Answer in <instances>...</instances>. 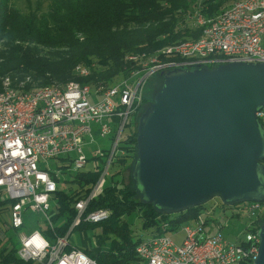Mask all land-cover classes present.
I'll use <instances>...</instances> for the list:
<instances>
[{
    "label": "built area",
    "instance_id": "2783aa9c",
    "mask_svg": "<svg viewBox=\"0 0 264 264\" xmlns=\"http://www.w3.org/2000/svg\"><path fill=\"white\" fill-rule=\"evenodd\" d=\"M193 25L200 29L196 38L176 41L152 54L128 56L140 68L108 86L70 81L25 89L28 77L26 82L15 85L9 77L3 78L0 192L14 201L9 211L13 228L22 225L26 211L40 214L44 224L51 226L50 209L55 192L73 174L84 170L89 156L106 155L89 192L75 203L77 214L72 226L81 221L88 202L101 194L112 160L124 154L119 144L125 124L132 121L141 104V90L148 77L173 68H214L235 61L264 62V0H234L210 17L196 11ZM76 69L80 75H87V70L79 66ZM255 115L264 129V104ZM94 136L108 139V147L95 148L87 154L85 146L93 142ZM51 159L61 165L67 162L68 167L49 170L45 165ZM60 175L65 176L62 183ZM203 205L192 223L171 230L163 223L161 230L170 231V235L142 237L135 246L140 264H251L258 251L257 229L264 216V202ZM214 208H219V213L215 214ZM241 214L249 219L246 235L229 242L222 231L230 218ZM107 216L106 210H95L84 220L98 222ZM178 230L184 233L179 244L172 239ZM68 247V233L49 242L34 229L19 235L17 253L25 261L47 259L46 264H96L80 249Z\"/></svg>",
    "mask_w": 264,
    "mask_h": 264
},
{
    "label": "trees",
    "instance_id": "16d2710c",
    "mask_svg": "<svg viewBox=\"0 0 264 264\" xmlns=\"http://www.w3.org/2000/svg\"><path fill=\"white\" fill-rule=\"evenodd\" d=\"M218 5L220 0H50L45 12L36 8L22 14L11 0H0V77L11 75L17 81L28 77L42 85L77 81L108 86L140 68L128 56L152 54L190 37L194 13L210 17L220 11ZM197 29L196 37L200 34ZM77 66L87 70V75H80ZM153 75L161 77L159 73ZM30 80L25 89L32 88ZM145 107L140 104L132 121L125 124L119 144L124 154L112 160L109 179L101 194L88 202L81 221L72 226L77 214L75 203L89 192L106 155L91 157L95 161L92 169L73 174L66 187L55 192L51 226L38 225L25 229L26 233L37 229L53 242L67 233L69 240L74 231L89 232L92 245L75 247L69 242L67 249H80L96 264H134L139 261L135 246L142 237H134L127 215L138 214L142 229L150 236L162 234L163 223L170 226L168 230L178 229L196 218L203 204L172 216L140 200L130 171L136 157V124ZM260 163L264 165V159ZM13 202L6 198L0 201V264H46L47 259L38 262L19 257L18 233L23 230L24 218L20 227L11 226L9 211ZM95 210H106L108 216L98 222L84 220Z\"/></svg>",
    "mask_w": 264,
    "mask_h": 264
},
{
    "label": "water",
    "instance_id": "95a60500",
    "mask_svg": "<svg viewBox=\"0 0 264 264\" xmlns=\"http://www.w3.org/2000/svg\"><path fill=\"white\" fill-rule=\"evenodd\" d=\"M136 126L130 177L143 203L166 214L212 198L264 202V62L161 71ZM251 264H264V220Z\"/></svg>",
    "mask_w": 264,
    "mask_h": 264
},
{
    "label": "rangeland",
    "instance_id": "374dc122",
    "mask_svg": "<svg viewBox=\"0 0 264 264\" xmlns=\"http://www.w3.org/2000/svg\"><path fill=\"white\" fill-rule=\"evenodd\" d=\"M50 0H11V4L13 6H15L18 10L21 11L22 14H27L30 10H35L36 8H38L37 10L39 12H45L47 10V6ZM194 1V0H192ZM234 0H220V5H218L217 7H219L220 10H222L223 8H225L226 6H228L230 3H232ZM188 21H190V19H188ZM189 25L192 26V23H190ZM194 30L193 33H191L190 37L187 38H195L198 34V29L195 26H192ZM195 36V37H194ZM5 77H9L10 80L12 81V84L14 85V83H23L26 82V79H22V80H18L17 78H12L11 75H4L0 77V88L2 87V80ZM122 77H118L116 79V82H118L119 80H121ZM29 82V81H27ZM30 85H32L31 87L33 88H37V87H41V86H45L42 84H38L37 82L34 83L33 81L31 82L30 80ZM161 85V77H159L158 75H152L150 77H148V79L145 81L142 90H141V105L147 106L154 93L157 91V89L159 88V86ZM90 101L93 102L94 101V97L91 96ZM143 111V110H142ZM135 124V123H133ZM137 126V124H136ZM108 139H104V138H99L98 136H94V140L91 144L86 145L85 146V150L87 152V154L90 153V151H93L95 148H102V147H108ZM89 156V161L88 163L85 165L84 170L86 169H92L94 167V160H90ZM44 166V165H43ZM61 166V163L56 160V159H51L49 160L45 167L49 170H57V167ZM112 172V167H110L109 169V174ZM129 173V172H128ZM65 176L60 175V182L62 183V179ZM68 177V175L66 176ZM109 179V176L106 177V180ZM64 184L62 183V188L66 187ZM0 201H4V195L0 194ZM220 202H222L219 198H212L211 200L207 201L205 204L207 206H212L214 203L219 204ZM219 208H214V213L217 214L219 213ZM172 216L175 215V213L171 214ZM225 215H229V213L226 211ZM126 220L127 222L130 223L131 229L133 230V235L134 237H147L150 236L151 233L148 230H143L141 227V220L138 216V214L136 213H132L130 215L126 216ZM262 222V219H261ZM259 221V224L261 223ZM189 223H192L189 222ZM249 223V219L248 217H246L245 215L241 214L239 217H232L229 219L228 221V226L226 228L223 229V235L224 237L229 241V242H234L239 238H244L246 235V231H245V227L248 225ZM38 225L43 226L44 222L42 221V216L38 213L35 212H29L27 211V213L25 212L24 214V227L23 230H21L18 233V236L25 232V229L28 230L30 228H36ZM211 233H215V232H211ZM163 234L166 235H170L171 232L167 231ZM17 236V237H18ZM184 237V233L182 230H178L177 232H175V234L172 236V239L175 243L179 244L182 239ZM92 239V234L89 232H85V231H74L72 232L71 236L69 237V242L76 247H82L85 244H89L90 240ZM89 240V242H88ZM92 245V244H91Z\"/></svg>",
    "mask_w": 264,
    "mask_h": 264
},
{
    "label": "crops",
    "instance_id": "0c3cea01",
    "mask_svg": "<svg viewBox=\"0 0 264 264\" xmlns=\"http://www.w3.org/2000/svg\"><path fill=\"white\" fill-rule=\"evenodd\" d=\"M23 233H26V232H23ZM90 240V244H92L93 243V240L92 239H89ZM89 240H88V242H89ZM84 246H86V244L84 245ZM76 247V246H75ZM134 264H140V262L139 261H137L136 263H134Z\"/></svg>",
    "mask_w": 264,
    "mask_h": 264
},
{
    "label": "flooded vegetation",
    "instance_id": "af4514ba",
    "mask_svg": "<svg viewBox=\"0 0 264 264\" xmlns=\"http://www.w3.org/2000/svg\"><path fill=\"white\" fill-rule=\"evenodd\" d=\"M236 204V203H235ZM234 205V204H233Z\"/></svg>",
    "mask_w": 264,
    "mask_h": 264
}]
</instances>
